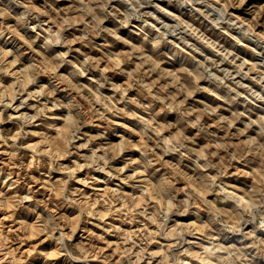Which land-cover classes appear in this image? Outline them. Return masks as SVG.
<instances>
[{"label":"rangeland","instance_id":"1","mask_svg":"<svg viewBox=\"0 0 264 264\" xmlns=\"http://www.w3.org/2000/svg\"><path fill=\"white\" fill-rule=\"evenodd\" d=\"M0 264H264V0H0Z\"/></svg>","mask_w":264,"mask_h":264}]
</instances>
